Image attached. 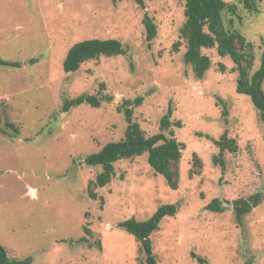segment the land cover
<instances>
[{
    "label": "rangeland",
    "instance_id": "obj_1",
    "mask_svg": "<svg viewBox=\"0 0 264 264\" xmlns=\"http://www.w3.org/2000/svg\"><path fill=\"white\" fill-rule=\"evenodd\" d=\"M142 2L143 7L135 0H0V57L23 63L0 67V245L10 259L31 256V264H145L139 243L117 224L144 221L159 206L176 204L177 213L162 219L150 236L156 264H198L191 254L207 264H264L259 112L248 96L236 93L238 73L228 57L202 49L210 60L202 79L183 61V0ZM256 2L257 13L238 4L240 19L234 20L253 45L251 72L264 46V0ZM144 13L156 26L149 43ZM88 39H116L127 54L90 60L65 73L68 49ZM31 59L35 64L27 65ZM81 94L109 95L112 101L60 111L64 99ZM137 97L143 101L132 121L145 136L158 132L168 109L169 120L181 123L171 127L184 144L178 188L170 190L143 154L114 163V177L93 190L92 200L88 184L100 168L82 160L123 138L127 123L117 107ZM223 133L238 148L223 153L222 172L212 158L219 151L213 140ZM193 155L200 169L193 168ZM255 194L262 201L237 225L230 202ZM213 199L221 201L222 213L205 209Z\"/></svg>",
    "mask_w": 264,
    "mask_h": 264
},
{
    "label": "trees",
    "instance_id": "obj_2",
    "mask_svg": "<svg viewBox=\"0 0 264 264\" xmlns=\"http://www.w3.org/2000/svg\"><path fill=\"white\" fill-rule=\"evenodd\" d=\"M138 6L143 7L142 0H135ZM184 23L179 29V40L186 44L183 54V61L191 66L194 77L202 79L210 67L208 56L201 53L202 49H215L219 57H228L234 64V70L238 73L235 91L237 94L248 96L253 107L259 112L260 120L264 123V46L260 55L258 68L251 72L254 54L253 45L246 41L245 37L234 27V20L240 19L238 15V4L248 13H257L258 5L256 0H238L227 2L225 0H183ZM229 15L230 18L226 19ZM142 24L145 29V40L149 43L156 36V26L153 19L147 13L143 14ZM180 41L173 44L174 51H178ZM127 49L116 39H88L73 44L67 51L62 69L65 73H74L79 67L90 60L100 57L110 58L124 56ZM36 60L31 59L27 65L35 64ZM23 63L18 61H7L0 57V67L21 68ZM223 67H221L222 69ZM104 85L100 84L99 90ZM112 101L109 95L97 96L94 94H81L71 99H64L61 105V112H67L73 107L88 105L91 108H99L101 103ZM143 97L133 100H123L117 107L127 123L124 136L119 141L108 142L99 151L86 155L82 163L89 167H99L100 172L96 174L93 181L88 184L87 195L95 200L97 195L93 191L110 183L114 177V163L120 160L132 159L146 154L147 163L150 168L163 177L170 190L178 188V163L181 159L184 144L178 142L171 127H181V123L171 122V109L161 118L159 130L152 136H145L138 123L132 121L133 109L141 105ZM225 116V111H223ZM8 126L13 127L12 124ZM17 134V133H16ZM206 137V136H204ZM218 147V154L213 156L212 162L225 170L223 153H235L237 151L236 141L223 133L219 139L213 140ZM193 168H201L196 155H193ZM195 171L192 169L189 176L192 177ZM262 201L260 194L248 198H237L230 202L234 212L237 225H241L243 218L251 212ZM176 204H165L159 206L155 212L144 221H137L134 218L121 221L117 227L133 236L139 243L145 257V264H156L152 252L150 236L158 229L162 219L172 217L177 213ZM206 210L215 213H222L224 207L219 199L211 200L205 207ZM90 234L88 229H84ZM80 242H86L81 238ZM191 256L198 264H207L201 257ZM31 256L23 259H10L4 247L0 245V264H31Z\"/></svg>",
    "mask_w": 264,
    "mask_h": 264
}]
</instances>
